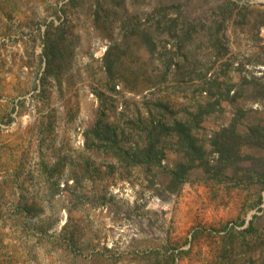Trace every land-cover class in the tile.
Instances as JSON below:
<instances>
[{
	"label": "rangeland",
	"instance_id": "1",
	"mask_svg": "<svg viewBox=\"0 0 264 264\" xmlns=\"http://www.w3.org/2000/svg\"><path fill=\"white\" fill-rule=\"evenodd\" d=\"M229 1L237 10L264 4H192L210 22ZM67 2L0 0V264H264V184L246 169L264 159V141H238L236 170H220L210 141L233 120L242 131L264 127V27L226 23L222 53L197 28L186 46L196 73L185 64L187 75L127 88L116 79L113 89L103 68L110 38ZM142 6L148 14L149 0ZM62 21L77 38L76 79L64 74L59 86L43 76L41 33ZM125 64L124 73L136 66ZM216 79L221 93L211 101L219 104L192 131L207 166L196 163L178 184L170 183L182 157L175 137L162 165L148 169L88 133L101 118L117 127L120 146L135 148L152 121L172 126L197 114L210 101L205 83Z\"/></svg>",
	"mask_w": 264,
	"mask_h": 264
},
{
	"label": "trees",
	"instance_id": "2",
	"mask_svg": "<svg viewBox=\"0 0 264 264\" xmlns=\"http://www.w3.org/2000/svg\"><path fill=\"white\" fill-rule=\"evenodd\" d=\"M192 1L149 0L151 9L148 14L143 11L144 0H68L66 5H80L85 10V17L94 31L110 38L111 44L103 57V68L108 83L114 89L116 79L127 88L130 83L142 78L147 79L145 83L154 84L167 81L168 77L178 78L185 74V64L188 65L187 74L196 73L197 66L193 64L194 50L191 48L186 50V46L188 40L197 32V28L198 34L211 40L212 47L217 53H222L225 48H222L221 40L229 29L226 23L234 21V30L240 23L248 24L251 31L260 32L264 27V4H261L263 7L261 9L253 8L247 3L242 10H237V5L229 1L232 5L223 7L216 15L219 17L208 22L204 21L203 16L197 18L200 14H197ZM41 41V58L45 64L43 76L51 78L60 86L61 78L65 74L67 81L72 83L76 79L75 75L71 74V67L77 50V38L72 37L66 22L48 24L41 33ZM126 61L136 65L131 67L130 73H124ZM228 66L229 63H224L222 71L225 72ZM148 67L151 70L149 76L146 75ZM205 84L207 85L205 92L208 93L210 101L199 106L197 114H193L186 122H175L172 126L152 121L151 129L145 131L141 143H137L135 148L126 149L120 146L122 142L117 127L107 122L103 123L104 120L101 118L88 133L121 160L148 169L153 165H162L166 139L169 136L175 137L173 149L181 153L182 157L171 172L170 183L178 184L180 179L187 177L196 163L201 166L206 163L207 166L208 158L204 145L192 131L219 104L218 100L212 102L211 99L221 93V84L218 79ZM244 86L245 84L241 87ZM232 87L233 85L225 84L224 92L229 94ZM235 91L240 90L236 88ZM256 92L260 93V89ZM262 129L264 131V127L257 124L242 131L233 120L215 132L210 141L218 155L216 159L220 170L223 168L228 170L231 167L236 170L240 148L238 141L242 138L256 142L264 141ZM246 169L260 178L264 184V159L257 164L246 166Z\"/></svg>",
	"mask_w": 264,
	"mask_h": 264
}]
</instances>
